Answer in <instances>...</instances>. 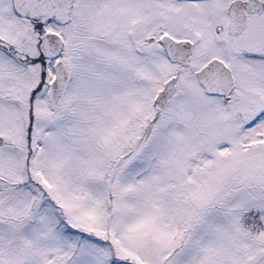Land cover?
I'll list each match as a JSON object with an SVG mask.
<instances>
[{"label":"snow or ice","instance_id":"obj_1","mask_svg":"<svg viewBox=\"0 0 264 264\" xmlns=\"http://www.w3.org/2000/svg\"><path fill=\"white\" fill-rule=\"evenodd\" d=\"M0 264H264V0H0Z\"/></svg>","mask_w":264,"mask_h":264}]
</instances>
